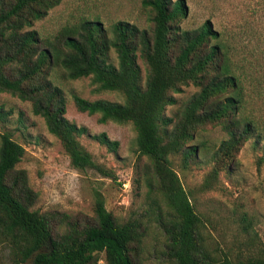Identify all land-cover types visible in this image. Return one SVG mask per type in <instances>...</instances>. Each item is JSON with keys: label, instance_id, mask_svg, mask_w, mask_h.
I'll return each mask as SVG.
<instances>
[{"label": "trees", "instance_id": "trees-1", "mask_svg": "<svg viewBox=\"0 0 264 264\" xmlns=\"http://www.w3.org/2000/svg\"><path fill=\"white\" fill-rule=\"evenodd\" d=\"M60 1L0 0V92L30 102L74 169L92 168L113 179L114 172L97 164L80 142L87 129L65 116L66 97L50 71L58 65L66 78L90 77L97 90L120 93L121 102L78 94L72 98L78 111L98 114L101 123L132 125L137 150L148 160L143 176L146 214L167 237L170 264H264L263 247L246 254L211 247L195 196L171 165L170 157L176 154L183 167L196 159L198 146L190 142L206 125L220 126L226 138L213 153L216 165L200 190L210 188L219 167L228 165L249 139L261 145L264 155V121L245 111L246 76L227 39L208 20L183 27L184 0H142L151 12L150 30L118 20L109 32L101 21L89 18L64 26L53 39L25 29ZM139 58L145 64L144 78ZM189 84L198 90L175 120L166 109ZM93 138L109 151L118 147L105 132ZM24 152L9 132L0 134V248L11 264H98L101 254L104 264H138L146 224L135 217L118 221L101 191H93L94 215L85 222L56 210L32 208L37 192L27 171L17 168ZM241 221L247 217L242 215Z\"/></svg>", "mask_w": 264, "mask_h": 264}, {"label": "rangeland", "instance_id": "rangeland-1", "mask_svg": "<svg viewBox=\"0 0 264 264\" xmlns=\"http://www.w3.org/2000/svg\"><path fill=\"white\" fill-rule=\"evenodd\" d=\"M142 0H61L47 14L35 20L26 30H35L41 38L53 39L64 26L78 25L85 18L97 19L110 32L118 20L151 29V12ZM187 16L183 27L194 28L208 20L212 28L227 39L234 58L242 67L246 80L245 111L264 121V0H184ZM111 60L117 63L115 52ZM143 78L145 64L139 58ZM63 69L54 65L50 76L62 87L66 97L65 116L87 132L80 142L92 154L94 161L111 169L115 179L101 175L95 169H74L60 141L48 132L44 119L31 110V104L9 92H0V134L9 132L21 144L24 155L17 168L27 171L30 186L37 192L32 208L40 212L59 211L72 219L85 222L92 219L93 191H101L105 206L118 220L141 219L147 226L140 246L138 264H170L165 250L167 237L153 216L147 212L146 186L143 176L148 160L139 153L135 132L130 123H101L98 114L76 109L72 95L84 98L123 100L115 91H99L90 77L69 79ZM198 88L192 84L175 94L176 103L166 114L175 120ZM105 132L118 141L116 151H109L93 138ZM226 138L220 126L199 128L191 144H196L197 157L186 167L179 154L172 155L171 165L186 190L195 196L209 231V244L232 254L254 252L264 248V155L260 144L246 141L229 164L219 167L217 177L208 189L200 190L209 171L215 166L213 153ZM247 222L241 221V216ZM248 225L246 226V224ZM0 264H11L0 248ZM98 264H104L103 255Z\"/></svg>", "mask_w": 264, "mask_h": 264}]
</instances>
